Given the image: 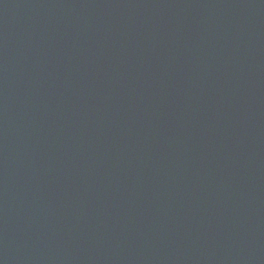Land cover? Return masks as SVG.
<instances>
[{
    "label": "water",
    "instance_id": "1",
    "mask_svg": "<svg viewBox=\"0 0 264 264\" xmlns=\"http://www.w3.org/2000/svg\"><path fill=\"white\" fill-rule=\"evenodd\" d=\"M0 264H264V0H0Z\"/></svg>",
    "mask_w": 264,
    "mask_h": 264
}]
</instances>
